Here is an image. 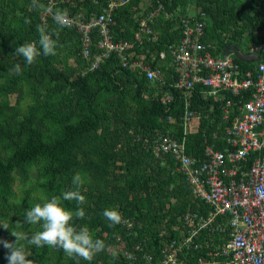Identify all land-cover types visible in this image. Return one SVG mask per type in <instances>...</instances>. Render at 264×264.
<instances>
[{"label":"trees","instance_id":"obj_1","mask_svg":"<svg viewBox=\"0 0 264 264\" xmlns=\"http://www.w3.org/2000/svg\"><path fill=\"white\" fill-rule=\"evenodd\" d=\"M4 1L5 6L0 7V75L7 80L0 86V92L16 95L19 92L18 83L23 81L34 86L36 102L28 106V113L22 119L16 118L15 107L8 103L3 104L5 112L0 110L4 125L0 127V140L6 141V148L11 150L4 160L0 159V193L8 194L13 171L23 176V165L38 159L47 163L45 170L50 180L43 186L53 192L51 197L73 190H63L65 181L60 183L61 179L76 172L84 174L90 180L85 183V191L80 189L86 198L80 206L85 211V217L74 218L73 224L77 228L87 226L94 239L104 241L105 248L96 253L90 262L68 257L62 249L55 248V264H142V253L157 261L165 239L175 235L172 228L177 224L178 216L193 201L188 185L174 171L173 164L168 159L161 164L135 140L136 136L154 130L173 138L181 137L182 98L169 87L171 76L164 70L165 64L158 62L164 76L163 82L154 86H149L143 77L134 72L119 68L114 56L97 70L80 76L77 72L83 62L78 55L77 35L65 27L59 30L57 55H41L32 65H27L22 56L14 54L15 49L30 42H37L39 47L37 26L47 25L48 30L54 32L57 25L51 18L45 22L39 20V13L46 6L45 0H38L43 7L36 10L24 9L17 5L16 0ZM187 1L161 0L165 9L172 13L183 8ZM193 1L206 17L201 42L212 48L210 51L214 56L221 55L227 43L245 52L248 40L243 37L244 32H259L264 28L260 22L264 14V0L261 11L254 10L250 15L244 13L246 7L233 5V0ZM138 2L129 0L114 13L115 37L130 39L134 23L128 9L138 7ZM83 7L87 12L98 11L88 0ZM14 9L22 13L20 23L11 29L12 16L8 18L7 15H12ZM160 20L165 28L157 41L143 44L141 51L136 49V52L159 50L165 44L178 40L176 31L170 30L172 22ZM249 41L258 43L260 39L256 37ZM65 49L73 57L72 66L63 65L60 60V53ZM234 62L242 70L251 66L235 59ZM17 64L21 72L10 73ZM59 64H62L61 67H57ZM40 92L43 96L38 99ZM165 92L170 93L172 99L162 105L158 98ZM101 93L107 94L102 105L109 107V112L97 106ZM198 97L200 94H193L191 108L201 105L206 111V103L199 102ZM165 117H172L174 122L168 124ZM49 127H53L51 136ZM211 127L208 120L200 119L198 130L185 136L187 153L200 158V143ZM61 203L67 210L75 212L77 209L75 201L62 200ZM110 207L119 211L129 226L110 224L102 215ZM137 244L141 246V252L134 249ZM30 246L35 249L38 261H42L47 254V246ZM123 251L128 258L121 255Z\"/></svg>","mask_w":264,"mask_h":264},{"label":"built area","instance_id":"obj_2","mask_svg":"<svg viewBox=\"0 0 264 264\" xmlns=\"http://www.w3.org/2000/svg\"><path fill=\"white\" fill-rule=\"evenodd\" d=\"M85 1L45 0L39 13L45 22L53 19L47 8L64 9L74 21L67 28L78 39L83 66L77 74L95 71L114 56L119 68L154 86L163 82L162 62L171 76L169 87L182 98L180 138L159 130L135 138L161 164L167 159L173 164L193 199L178 216L174 237L165 239L160 258L153 261L142 253V264H264V42L254 43L249 32L243 34L248 42L242 52L259 59L242 70L232 55L214 56L202 44L206 17L193 0L174 13L161 0H139L138 7L128 9L134 23L128 40L115 37L113 28L114 13L129 0H88L96 12L84 10ZM161 18L172 22L170 30L178 40L159 50L136 52L157 41L165 28ZM195 93L206 111L201 105L191 108ZM171 99L165 92L158 101L166 105ZM201 118L212 127L196 159L186 152L185 136L198 130ZM165 120L174 122L172 117ZM134 249L142 251L139 244ZM121 255L128 258L125 251Z\"/></svg>","mask_w":264,"mask_h":264},{"label":"clouds","instance_id":"obj_3","mask_svg":"<svg viewBox=\"0 0 264 264\" xmlns=\"http://www.w3.org/2000/svg\"><path fill=\"white\" fill-rule=\"evenodd\" d=\"M32 6L43 7V5L38 3V0H32ZM46 11L53 13V20L57 25V30L50 32L47 25H38L39 47H37V42H30L15 49L14 54L22 56L27 65H32L41 55L45 57L57 55L59 30L70 27L74 23L70 19L67 10L56 9L53 12V9L49 7ZM20 72L21 67L19 64L10 70V73L14 74H19ZM83 183L82 176L78 173L72 179L73 190L65 191L62 196H52L43 204L37 203L24 212V222L28 225L39 224L41 230L31 236L24 231H13L11 232V236L14 237L13 242L0 241L3 248L7 250V255L5 256L7 264H33V261L28 259L29 254L23 244L25 241L37 248L48 246L62 249L68 257H79L89 262L92 261L96 253L104 250V241L94 239L87 226L77 228L73 224L74 218L83 219L85 217V211L83 207H80L86 202L85 196L80 191ZM62 200L75 201L77 204L76 211L65 209L62 206ZM102 215L112 225L127 223L116 209H105ZM17 224L22 228L21 223ZM4 229L7 230L6 226Z\"/></svg>","mask_w":264,"mask_h":264},{"label":"rangeland","instance_id":"obj_4","mask_svg":"<svg viewBox=\"0 0 264 264\" xmlns=\"http://www.w3.org/2000/svg\"><path fill=\"white\" fill-rule=\"evenodd\" d=\"M236 1V0H235ZM239 1V0H238ZM17 5L23 7L24 9L36 10L38 7L32 6V0H16ZM40 4V2H38ZM5 6V1L0 0V7ZM21 11L14 9L12 15L8 14L7 17L13 20L10 24V28L19 24V20L21 17ZM60 60L63 61V65L72 66L73 65V57L69 54L68 51L63 50L60 53ZM62 64L57 65V67H61ZM7 78L3 75H0V86L4 85ZM19 92L15 94L4 95L0 92V110L4 111L3 104L8 103L10 106H14L16 110V118L22 119L28 113V106L35 104L36 98L33 95L34 86L25 84L23 81L18 83ZM40 95L43 96L42 92L38 94V99ZM107 94L101 93L97 99V106L100 110L104 109L105 112H109V107H105L102 105V101L106 99ZM43 102V101H42ZM2 118L0 116V127H3ZM48 133L51 136L53 133L51 130L53 127L48 128ZM7 143L4 140H0V159L4 160L10 153V149L6 148ZM47 168V163L43 159H38L36 162L25 164L22 167L23 176H20L17 172L13 171L11 173V182L8 187V194L0 193V241H8L13 242L14 237L11 236V232L13 231H24L29 236L34 234L37 231H40V225H26L24 226V212L27 211L28 208L33 207L37 203H42L48 200L53 192H49L44 183L50 180V177L45 170ZM113 171H116L113 169ZM79 172L74 173L64 179H61L60 183H63V190L65 189H73L74 186L72 184L73 176L78 174ZM82 176L84 183L81 185L80 189L85 191V183L90 181L84 174L79 173ZM120 183V180L117 181ZM109 209H115L114 207H110ZM17 223L22 224V228L18 226ZM6 226L7 230L4 229ZM26 251L29 254L28 259L33 261V264H55V260L57 258V254L55 248L47 246V254L44 256L42 261H38L35 249L31 248L30 245L25 241L23 242ZM7 255V250L3 248V245L0 244V264H7V260L5 256Z\"/></svg>","mask_w":264,"mask_h":264},{"label":"crops","instance_id":"obj_5","mask_svg":"<svg viewBox=\"0 0 264 264\" xmlns=\"http://www.w3.org/2000/svg\"><path fill=\"white\" fill-rule=\"evenodd\" d=\"M263 0H233L232 3L233 5H242L245 8L244 13H246L247 15H250L252 11L256 10V11H261V7H262V2ZM261 23L264 26V14H262L261 16ZM245 32H249V31H245ZM244 32V33H245ZM252 36H250L251 38H256L258 37V39H260V41H264V28L262 30H260L259 32H249Z\"/></svg>","mask_w":264,"mask_h":264},{"label":"water","instance_id":"obj_6","mask_svg":"<svg viewBox=\"0 0 264 264\" xmlns=\"http://www.w3.org/2000/svg\"><path fill=\"white\" fill-rule=\"evenodd\" d=\"M221 54L225 55V54H230L232 55L236 60H238L241 63H252L254 61H258V57L254 54H250V53H243L242 51H240V49L231 44V43H227L223 49L221 50Z\"/></svg>","mask_w":264,"mask_h":264}]
</instances>
